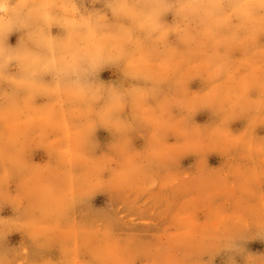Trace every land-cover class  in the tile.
I'll return each mask as SVG.
<instances>
[{"label":"clouds","instance_id":"clouds-1","mask_svg":"<svg viewBox=\"0 0 264 264\" xmlns=\"http://www.w3.org/2000/svg\"><path fill=\"white\" fill-rule=\"evenodd\" d=\"M261 127L264 0H0V264H264Z\"/></svg>","mask_w":264,"mask_h":264},{"label":"rangeland","instance_id":"rangeland-1","mask_svg":"<svg viewBox=\"0 0 264 264\" xmlns=\"http://www.w3.org/2000/svg\"><path fill=\"white\" fill-rule=\"evenodd\" d=\"M16 40H17V37L14 35V36H12L10 38L9 42L14 45L16 43ZM101 78L105 79V80H108V79H112V78L114 79L115 76L111 73V71H105V72H103L101 74ZM198 87H199V82H196V83H194L192 85V88L194 90L197 89ZM209 119H210V114L207 113V112L201 113V114H199L196 117V120L199 123L208 122ZM244 124H245L244 121H237V122H235L232 125V130L234 132H239L243 128ZM65 134L66 135H70V131L65 129ZM257 135L264 136V127H261V128L257 129ZM97 139L100 141V145H101L99 151H107V145H108V143L111 142V139H112L111 135L107 131L101 129V130H98V132H97ZM133 143H134L135 147L142 148L143 144H144V141L142 139L134 136ZM33 159L36 162L43 163L44 161L47 160V155L43 151H37L36 153H34ZM195 160H196V158L193 157V156L186 157L181 162L182 167L184 169L192 170V169H190L189 166L194 165L195 164ZM222 163H223V158L221 156H219L218 154H212V155L209 156V165L210 166L218 167ZM150 195H151L150 193L146 194L144 199H147V197L150 196ZM109 200H110V196L108 194L101 193V194H98L96 196V198L93 200V205L95 207H97V208H104ZM121 211H127V209L125 208V209H122ZM0 215H5V216L12 215V211H11L10 208L6 207L4 212L0 213ZM133 218L138 219V217H134L133 213H129L127 216H125V220L127 222H129V223L132 222ZM136 230L143 231L141 226H138ZM153 231H155V229H153ZM176 235L177 234L173 233V232H166V233H163L161 235V238H174ZM142 238L151 239V236H150V234L145 233L142 236ZM21 239H22V237H21L20 234H13L11 237H9V241L11 243H19V241ZM248 248L252 252L264 253V242H262V241H253V242L248 244ZM51 255L53 256V258H56L58 256V252H56L54 250L51 253ZM225 259H226V257L224 256V254H221L220 256H218L216 258L215 264H224ZM237 259L239 260V258H237ZM137 264H144V258L141 257L137 261Z\"/></svg>","mask_w":264,"mask_h":264}]
</instances>
